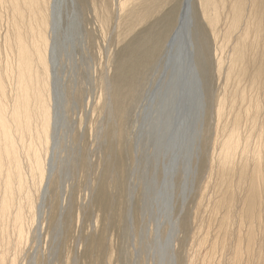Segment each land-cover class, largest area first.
I'll return each mask as SVG.
<instances>
[{
  "label": "bare ground",
  "instance_id": "6f19581e",
  "mask_svg": "<svg viewBox=\"0 0 264 264\" xmlns=\"http://www.w3.org/2000/svg\"><path fill=\"white\" fill-rule=\"evenodd\" d=\"M41 1L35 4L34 0H1L7 26L25 15L31 19L33 12L38 14ZM57 2H46L43 31L47 28V58L41 56L44 40L40 38V27L38 34L31 36L30 45L16 38V47L13 39L12 46L8 44L5 48L6 62L0 72L3 73L0 82V264H19L27 253L24 251L38 227L41 204L54 166L55 129L51 124L49 137L43 131L44 116L48 109L50 117L53 113L50 81L47 72L44 77L41 75L39 67L51 65V74H55ZM111 2L116 14H121L125 0ZM224 2L227 16L223 18L220 14L216 20L218 35L211 34L214 46H218L215 57L221 61L218 72L224 75L223 93L216 99L214 140L206 182L199 199H195L191 216L186 219V227L181 216L188 196L193 194L200 129L210 98L215 101L214 91H210V84L204 78L207 72L197 41L200 32L197 37L194 35L198 24L193 22L192 0H134L142 13L134 25H143V34L151 38L153 50H158L146 91L136 88L133 80L131 86L128 83L131 87L128 98L134 99L135 104L139 96L134 122L143 134L153 139L152 157L158 179L162 176L160 195L169 218L167 244L171 264L176 263L174 241L181 228L190 229L183 264H264V0H242V4L241 0ZM202 3L204 7L205 2ZM202 16L205 20V12ZM234 21L238 22L237 29L233 28ZM229 25L236 30L234 35ZM238 42L244 51L238 49ZM30 56L34 70L28 67ZM242 63L246 71L239 74L237 66ZM139 75L143 78L145 74L139 72ZM122 108L128 114V104ZM179 174L181 178L183 174V191L179 194L181 205L175 216L172 188ZM128 200L131 206V186Z\"/></svg>",
  "mask_w": 264,
  "mask_h": 264
},
{
  "label": "rangeland",
  "instance_id": "374dc122",
  "mask_svg": "<svg viewBox=\"0 0 264 264\" xmlns=\"http://www.w3.org/2000/svg\"><path fill=\"white\" fill-rule=\"evenodd\" d=\"M202 1L205 2L204 7ZM224 1L192 0L191 3L193 22L198 24V28H194V35L197 37L200 32L202 37L197 41L203 51L201 54L207 72L204 78L210 84V91H214L215 101L210 98V112L207 109L200 129L195 164L197 177L193 194L188 196L181 216L185 226L206 182L214 140L212 123L215 121V107L218 104L216 99L223 93L224 75L218 72L221 61L215 57L216 45L212 35H218L216 20L220 14L223 18L227 16ZM46 2H40V6H37L38 14L33 12L31 19L25 15L13 20L10 27L7 26L5 8L0 7V72L6 62L5 48L8 44L12 46L14 39L16 47L17 38L18 42L30 45L31 36L38 34L39 27L40 38L44 40L41 56L42 59L47 58V28L43 31ZM34 3L37 4L38 0H34ZM56 8L53 55L55 74H51V65L39 67L41 75L44 77L47 72L50 81L53 113L50 117L48 109L44 116L43 131L49 137L51 124L55 129L56 143L52 152L54 166L41 204L35 237L32 235L31 244L24 251L27 253L23 254V261L21 263L20 260L19 264H171L167 244L169 218L160 195L163 192L160 188L162 176L158 179L156 163L152 157L153 139L143 134L134 122L139 96L135 104L134 99L131 101L128 98L129 86L134 81L136 88H142L143 93L146 91L152 79V68L157 62L158 48L153 50L151 38L141 30L143 25H134L142 15L140 7L135 6L134 0H125L122 13L116 14L111 0H58ZM138 10L140 12L136 13ZM24 12L23 5L21 13L24 15ZM204 12L208 25L203 23ZM236 22L233 28L238 26ZM231 32L234 35L236 30ZM241 47L238 42V49ZM205 60L210 62V66ZM33 65L30 56L29 70H34ZM244 65L242 63L240 67L237 66L236 72L241 74L246 71ZM139 72L145 74L143 78ZM2 77L3 73H0V82ZM127 104L128 114L122 108ZM182 178L179 174L173 181L172 192H176V195L175 192L173 194L175 216L181 205L179 194L183 191ZM127 185L132 188V207L129 206ZM189 230L181 228L178 237L176 235L174 264L184 263L182 261L185 260L184 253L188 248Z\"/></svg>",
  "mask_w": 264,
  "mask_h": 264
},
{
  "label": "water",
  "instance_id": "95a60500",
  "mask_svg": "<svg viewBox=\"0 0 264 264\" xmlns=\"http://www.w3.org/2000/svg\"><path fill=\"white\" fill-rule=\"evenodd\" d=\"M186 1V0H185Z\"/></svg>",
  "mask_w": 264,
  "mask_h": 264
}]
</instances>
